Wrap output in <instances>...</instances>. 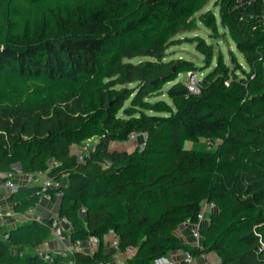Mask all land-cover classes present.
<instances>
[{"label": "trees", "instance_id": "trees-1", "mask_svg": "<svg viewBox=\"0 0 264 264\" xmlns=\"http://www.w3.org/2000/svg\"><path fill=\"white\" fill-rule=\"evenodd\" d=\"M208 2L0 0V181L19 163L22 174L62 184L46 189L69 223L62 234L98 242L67 260H111L104 236L112 232L120 252L133 248L127 264H153L176 249L214 252L220 264H264V0H214L219 22L211 9L201 12ZM199 25L212 38L228 36L245 65L230 51L231 65L218 53L211 67L214 46L203 38V66L165 60L173 38ZM205 69L193 83L179 80ZM131 133L144 134L143 144L109 149ZM93 137L79 161L72 145ZM199 137L216 148H184ZM43 193L20 184L13 211L26 215ZM202 202L217 210L196 248L175 232L197 221ZM53 217L0 235V264L56 263L59 254L49 252L50 262L36 251Z\"/></svg>", "mask_w": 264, "mask_h": 264}, {"label": "rangeland", "instance_id": "rangeland-1", "mask_svg": "<svg viewBox=\"0 0 264 264\" xmlns=\"http://www.w3.org/2000/svg\"><path fill=\"white\" fill-rule=\"evenodd\" d=\"M213 1L214 0H209V2L205 5V7L201 10L205 11L208 9H211L215 16L217 17V21L219 22V18H218V7L213 5ZM200 13V12H199ZM223 29L220 28V32H222ZM209 31L202 25H199L198 28L192 30V31H187V32H182L179 33L178 35H176L173 39L175 40L174 44H170L168 45L167 49H166V55L164 57L165 60H176V59H185V60H189L192 61L195 65L197 66H203L204 65V56L203 54L198 50V38L202 39L203 38V42H208L210 44H212L214 46V58H213V62L211 64V67L214 65L215 62V57L216 54L221 53L223 55L224 61L230 64V56H231V52H233L234 57L241 62L242 64L245 65L243 56L237 51L235 44L233 43V41L227 36L226 38L223 37H219V38H212L210 37ZM139 59H146L145 57H136L133 58V61H137ZM209 69H205L203 71L199 70L196 73H183L179 75V80L186 82L187 79L191 80V83H193L194 80H196L197 78H201L203 76V74H205ZM170 86V84H167L164 86V88H168ZM164 96V99H167V97ZM161 97V96H160ZM150 100H155L156 97H150ZM262 122L260 123V138L264 139V117L262 118ZM144 140V137L141 136L138 139H133V140H128L127 142H123V143H116V142H109L108 147L109 149L113 150V149H118V150H124L126 152H131L135 147H138L140 145H142ZM99 139L97 137H93L90 139H87L85 141H83L81 144H78L76 147H74V150L78 153L81 152L85 147L90 146L91 150L92 148L95 147V145L98 143ZM216 141V140H215ZM217 146V141L216 142H212L207 138L204 137H199L198 140L196 141H185L184 143V148H190V149H195V150H199V151H210V150H214ZM13 168L16 171V175L17 177L20 174V171L18 170L17 166L14 165ZM8 194V192H6ZM11 197V196H9ZM57 202H53V201H48L45 199H41V201H39V203L34 207V211L28 213V215H19L17 213H15L13 211V206H12V202L7 204V211H8V215L6 216L3 225L0 227V235L4 236L8 230V228L16 223H18L21 219H32V218H37L39 217L41 214H48V215H55L57 216ZM63 225L62 223L59 224V226ZM62 228H65L64 225L61 226ZM58 227H55V230H57ZM180 232L183 235V238H181L183 241L185 242H189V244L192 242V237L189 234V230L187 229H181ZM56 235L58 236V233L55 231ZM59 238V236H58ZM115 239V238H114ZM117 240V239H116ZM111 246H112V241L110 242ZM92 247H94V243L91 244ZM177 252L179 251L178 249L171 251V252ZM169 252V253H171ZM184 254V251H182ZM169 253L166 254V256H164V258L160 261H156L153 262V264H175V260L173 258H170ZM127 254V253H126ZM125 254H118V257L124 258ZM210 258H212L214 256V252H210ZM112 259H114V256H112ZM111 259V260H112ZM178 261H181L178 260ZM176 262V264H178L179 262ZM200 264L203 263L202 260H196V264Z\"/></svg>", "mask_w": 264, "mask_h": 264}, {"label": "built area", "instance_id": "built-area-1", "mask_svg": "<svg viewBox=\"0 0 264 264\" xmlns=\"http://www.w3.org/2000/svg\"><path fill=\"white\" fill-rule=\"evenodd\" d=\"M138 134L136 133H131L129 135V140H133V139H138L139 136H137ZM143 137L144 134H142ZM144 142V141H143ZM143 144V143H142ZM93 149V148H92ZM91 151L90 146L85 147L81 152L75 153L78 157L79 161L84 160V157L88 155V153ZM14 165H12L13 168ZM15 170V169H14ZM20 184H24V185H31V186H37L40 187V190L43 191L44 193L41 196V199H45L48 201H51V195H49L48 193H46V189H57L59 188L62 184L59 181H54L52 179H50L49 177H46L45 174L41 173V172H36V173H28V174H22L20 171L19 176L17 177L16 175V171L14 173H9L5 179H3L2 181H0V185L7 190L8 195H11L13 192H15L18 189V186ZM61 195V192H57V197ZM40 199V201H41ZM217 210L216 206L214 203H208V202H202L201 206H200V211L198 213L197 216V221L194 223H189V222H185L183 224H181L177 229H176V234L180 237L183 238L182 233L180 232V230L183 229H187L189 230V234L192 237V242L191 245L194 247H198L201 248L203 245V238L201 237V229L205 228L209 222H210V214L215 212ZM34 211V207L29 208L27 210V215L28 213ZM8 215V211L7 209L4 207L2 201L0 200V227L3 225L4 220L6 218V216ZM53 229H55V227H58L57 230H55L58 233L59 238L64 239L66 238L63 234H62V230L66 227V225H69V223L65 220V219H61L58 216L53 215ZM62 223L64 225L65 228H62L61 226H59V224ZM112 233V232H110ZM68 238V237H67ZM94 243V245H96L97 239L95 238H91L88 240H76L74 242L69 241L67 246H66V253H73L75 251H81V252H86L91 254L94 251V247L91 246V244ZM112 247L117 248V240H113L112 241ZM118 250V249H117ZM127 251V256L124 258H116L114 256V259L112 260H108V261H99L96 262L94 264H127V259L130 258V256L133 254V248L129 247L126 249ZM118 252L120 254H122L123 252H120L118 250ZM113 256V255H112ZM43 259L52 262V257L50 256L49 253H45L42 255ZM210 253L208 252H201L197 257L192 256L188 251H184V254H182V258L180 261V264H196V260H202L203 263L200 264H220V258L214 254V256L212 258H210ZM162 258L155 260L156 261H160L162 260ZM68 264H76L74 261L68 260ZM198 264V262H197Z\"/></svg>", "mask_w": 264, "mask_h": 264}, {"label": "crops", "instance_id": "crops-1", "mask_svg": "<svg viewBox=\"0 0 264 264\" xmlns=\"http://www.w3.org/2000/svg\"><path fill=\"white\" fill-rule=\"evenodd\" d=\"M76 146L77 145L74 144L71 147V151L73 153H77L74 150V147H76ZM6 192H7V190H5L0 185V200L2 201L4 207L6 209H8L7 204L11 203L12 201H11V197H9L10 195H8ZM22 216H24V215H22ZM50 216L51 215L43 213L37 218L40 219L43 217H50ZM22 221H26V219H21L19 222H22ZM14 225H12V226H14ZM12 226H10V227H12ZM114 238L116 239V237L114 236L113 233H108L104 236V252H106L107 254H112L113 256H115L117 258L118 254H120V253L118 252L117 248L112 247L111 243H110L111 241L115 240ZM68 242H69V239L67 237L64 239L58 238V236L55 233V229H52L50 237L46 241H44L42 244L38 245V247L36 248V251L38 252V254H40V256H42L45 253H49L52 251V252L60 255L59 260L54 264H68V260L66 259L67 253L65 250ZM96 247H97V244L94 246V250L96 249ZM126 253H127V251L123 252L122 255L125 254L124 257H126L128 254V253L127 254ZM182 254H183V252L181 250H179L177 252L175 251V252L169 253V256H170V258H173L175 260V264H176V262L182 258ZM178 262H179L178 264H180V261H178Z\"/></svg>", "mask_w": 264, "mask_h": 264}, {"label": "water", "instance_id": "water-1", "mask_svg": "<svg viewBox=\"0 0 264 264\" xmlns=\"http://www.w3.org/2000/svg\"><path fill=\"white\" fill-rule=\"evenodd\" d=\"M13 165H16L17 168H18V170L21 171V167H20V164H19V163H15V164H13ZM57 210H58V207H57Z\"/></svg>", "mask_w": 264, "mask_h": 264}]
</instances>
